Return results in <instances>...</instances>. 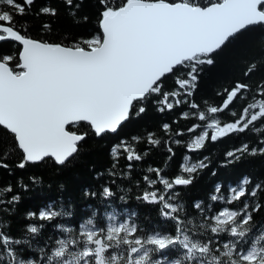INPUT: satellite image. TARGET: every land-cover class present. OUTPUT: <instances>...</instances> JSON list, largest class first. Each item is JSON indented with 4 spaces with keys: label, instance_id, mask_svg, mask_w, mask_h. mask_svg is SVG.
Instances as JSON below:
<instances>
[{
    "label": "snow or ice",
    "instance_id": "6c2138e0",
    "mask_svg": "<svg viewBox=\"0 0 264 264\" xmlns=\"http://www.w3.org/2000/svg\"><path fill=\"white\" fill-rule=\"evenodd\" d=\"M34 3L35 0H0V44L13 45L11 53L0 52V131L10 135L14 149L21 154L17 164L20 169L47 159L64 166L88 135L72 130L71 125L86 123L101 137L117 133L131 119L139 118L153 96L159 97L156 103L162 105L160 112L185 103L179 91H164L165 79L172 76L179 89L193 96L202 66L213 65L214 54L244 32L264 28V0H206L203 4L200 0H96L98 33L69 45L28 34L27 21L17 17L32 14ZM65 3L73 6V0ZM41 14L56 15V10L43 7L36 13ZM254 70L255 66L249 68L245 75ZM250 90L249 84L237 82L226 91L224 109L237 98L243 99ZM256 94L260 102L247 104L238 119L223 124L213 120L209 125L215 129L212 142L264 122V82L256 85ZM197 107L191 103V109ZM224 109L212 106L207 111L219 114ZM199 120H205L203 112L199 113ZM163 129L169 130V124L164 123ZM148 141L151 145L162 142L151 135ZM204 144L205 135H200L187 148L199 150ZM119 147L112 148L113 156ZM123 147L127 161L143 159L131 148ZM248 150L245 143L236 151ZM168 151L172 149L169 147ZM259 151L264 153V147ZM251 152L255 154L257 149L252 148ZM226 155L234 157L236 152L228 151ZM186 160L183 171L188 177L178 174L174 179L165 178L163 170L147 167L146 172L153 177H141L144 190L137 197L142 203L156 205L161 219L172 222V231H149L134 221L116 222L115 216L108 217L106 226H98L92 219L80 223L75 230L59 224L55 227L64 238L46 241L38 249L40 259L33 260L25 259L24 252L33 251L31 241L42 234L45 224H28L20 230L22 238L0 231V264H264V246H249L254 215L264 209V203L244 202L238 208L220 210L198 200L193 202L190 216L186 202L180 201V186H190V174L208 165L201 162L187 166ZM0 167L7 165L0 160ZM127 167L131 169L132 164ZM120 178L125 177L122 174ZM249 183L245 177L243 185ZM157 185L166 190L164 194H160ZM21 186L27 190L22 182ZM261 187L256 184L251 189L233 188L231 199L226 202L231 205L256 198ZM220 190L217 184L215 191ZM6 191L11 193L13 189L9 185ZM100 195L107 200L115 193L105 186ZM20 199L19 194H13L0 201V212L13 214L8 206L18 205ZM210 199L217 202L220 198L211 195ZM51 208L49 204L47 210L29 211L26 218L33 220L38 215L39 221L51 223L68 215ZM221 236L229 239L221 240ZM258 239L264 240V236ZM49 245L50 254L45 250ZM173 251L178 256L171 257Z\"/></svg>",
    "mask_w": 264,
    "mask_h": 264
},
{
    "label": "trees",
    "instance_id": "16d2710c",
    "mask_svg": "<svg viewBox=\"0 0 264 264\" xmlns=\"http://www.w3.org/2000/svg\"><path fill=\"white\" fill-rule=\"evenodd\" d=\"M205 2L206 0H200L202 4ZM43 7L55 9L56 15L37 16L36 13ZM31 13L17 19L27 21L28 34L33 38L70 45L73 40L98 33L96 0H73L71 7L66 5L65 0H35ZM44 25L49 28H44ZM12 51V42L0 44V52ZM213 58V65L202 66L198 87L191 97L173 83L172 76L165 79L164 91H179L180 99L186 101L172 110L160 112L158 109L162 105L156 103L159 97L153 96L147 102L146 112L139 118L131 119L117 133L97 137L86 123L69 126L72 130L87 132L88 135L78 143V152L64 166L56 165L53 160L47 159L44 162L29 163L24 169H20L17 164L21 154L14 149L10 135L0 131V160L7 165L0 167V201L13 194H19L21 198L18 205L8 206L13 214L0 212V231L9 232L14 238H22L20 230L26 225L45 224L42 234L31 241L33 251L25 250V259L39 260L41 254L38 249L44 247L46 241L64 238V234L55 227L59 224L75 230L80 223L92 219L98 226H106L110 222L108 217L115 216L116 222L134 221L149 231H172V222L161 219L156 205L142 203L137 199L144 190L141 177L145 174L153 177V174L146 172L149 166L163 170L165 178L174 179L178 174L189 176L183 171L185 158L187 166L201 162L208 165L190 174L193 178L190 186H180V201L186 202L190 216L193 202L198 200L203 201L205 206L212 205L220 210H232L244 202L253 205L258 201L264 203V153L259 151L264 147V143H261L264 141V122H257L244 133L229 134L216 142L210 139L215 129L209 127L213 120H220L221 124L232 122L239 118L247 104L260 102L256 85L264 82V28L255 27L244 32L214 54ZM12 66H15L14 62ZM253 66L255 70L250 75H245ZM237 82L249 84L251 90L243 94V99L237 98L228 109L222 108L226 91L232 89ZM193 102L198 106L196 110L191 109ZM212 106H219L224 110L219 114L208 113L207 108ZM200 112L205 115L204 121L199 120ZM233 112L236 116L232 115ZM164 123L169 124V130L163 129ZM149 135L162 142L151 145L148 141ZM200 135H205L204 147L199 150L187 148V145ZM177 140L180 144L176 143ZM245 143L249 146L247 152L236 151ZM118 145L121 147L118 148L116 156H113L112 148ZM123 146L131 148L143 159L127 161L124 158ZM169 147L172 152L168 151ZM252 148L257 149L255 154H252ZM228 151L236 152V156L227 157ZM129 163L132 164L131 169L127 167ZM113 164H118V167L113 168ZM213 172L216 174L212 175ZM122 174L125 178H120ZM33 177L40 182L35 183ZM245 177L250 181L248 185H243ZM137 181H140L139 186ZM21 182L27 186V190H24ZM217 184L220 185L219 192L215 191ZM256 184L262 186L256 198H246L231 205L226 202L231 199L233 188L239 189L243 186L251 189ZM9 185L13 189L11 193L6 191ZM105 186L114 191L113 198H102L100 194ZM157 190L160 194L166 191L162 185H157ZM211 195H217L220 199L212 202ZM121 196L124 197L123 200H120ZM49 204L52 205L51 210L68 215L57 217L51 223L39 221L38 215L33 220L26 218L27 212L38 213L41 208L47 210ZM261 236H264V209L254 215L249 246H264V240L258 239ZM220 239L226 241L229 237L221 236ZM50 247L51 245L45 249L49 254ZM169 255L176 257L178 253L173 251Z\"/></svg>",
    "mask_w": 264,
    "mask_h": 264
},
{
    "label": "water",
    "instance_id": "95a60500",
    "mask_svg": "<svg viewBox=\"0 0 264 264\" xmlns=\"http://www.w3.org/2000/svg\"><path fill=\"white\" fill-rule=\"evenodd\" d=\"M221 107H222V108H224V105H223V103H222Z\"/></svg>",
    "mask_w": 264,
    "mask_h": 264
}]
</instances>
